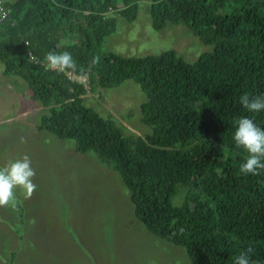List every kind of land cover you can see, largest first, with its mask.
<instances>
[{"label": "trees", "instance_id": "1", "mask_svg": "<svg viewBox=\"0 0 264 264\" xmlns=\"http://www.w3.org/2000/svg\"><path fill=\"white\" fill-rule=\"evenodd\" d=\"M144 1L156 30L184 23L213 50L194 62L173 49L138 57L104 50L118 20L135 21ZM4 3L0 60L4 74L26 81L35 103L46 109L37 129L75 140L78 151L95 152L117 171L136 217L155 236L183 247L191 264H234L249 247L250 261L264 264V169L242 173L249 153L234 140L241 117L264 128V110L250 112L240 102L245 93L264 96V0ZM50 51L70 52L77 71L47 68ZM94 57L99 63H92ZM128 79L146 97L141 120L151 131L143 135L85 103L89 89ZM20 207L16 231L23 240L27 215ZM18 252L8 264H16Z\"/></svg>", "mask_w": 264, "mask_h": 264}, {"label": "rangeland", "instance_id": "2", "mask_svg": "<svg viewBox=\"0 0 264 264\" xmlns=\"http://www.w3.org/2000/svg\"><path fill=\"white\" fill-rule=\"evenodd\" d=\"M149 4L141 2L133 22L120 18L103 49L136 57L173 49L189 62L213 50L184 23L156 30ZM34 94L22 78L4 74L0 60V166L28 155L37 185L30 198L16 189L15 209L0 206V264H8L17 248L16 264H191L183 247L155 236L136 217L130 191L117 171L95 152L78 151L75 140L37 129L46 109L36 104ZM85 96L87 105L129 130L141 135L151 131L141 120L146 97L134 80L97 86ZM181 187L176 205L182 202ZM21 203L27 215L23 240L16 231L22 225Z\"/></svg>", "mask_w": 264, "mask_h": 264}, {"label": "clouds", "instance_id": "3", "mask_svg": "<svg viewBox=\"0 0 264 264\" xmlns=\"http://www.w3.org/2000/svg\"><path fill=\"white\" fill-rule=\"evenodd\" d=\"M7 13L0 15V20L6 19ZM46 67L64 72L77 71L78 65L72 54L68 51H50L46 57ZM93 64L99 63V57H94ZM70 76L78 81H84L85 77L70 73ZM85 87L89 89L86 83ZM90 90V89H89ZM88 93V92H87ZM240 102L250 112L259 113L264 110V96H250L248 93L240 97ZM237 127L234 133V140L237 146H242L249 155L246 162L240 166V171L244 174L251 173L258 175V169H264V128L259 127L254 119L247 116L236 121ZM21 143H26V139L21 137ZM28 155L9 161L0 166V206L17 207L18 200L16 189H22L25 198H30L36 191L37 185L33 182L36 175L35 169ZM183 233L184 229L178 230ZM253 248L249 247L246 252H242L235 258L234 264H255L250 261L249 254Z\"/></svg>", "mask_w": 264, "mask_h": 264}, {"label": "built area", "instance_id": "4", "mask_svg": "<svg viewBox=\"0 0 264 264\" xmlns=\"http://www.w3.org/2000/svg\"><path fill=\"white\" fill-rule=\"evenodd\" d=\"M5 0H0V15L7 13L8 16V9L5 7ZM1 21V20H0Z\"/></svg>", "mask_w": 264, "mask_h": 264}]
</instances>
